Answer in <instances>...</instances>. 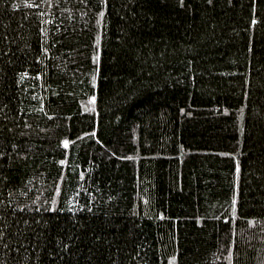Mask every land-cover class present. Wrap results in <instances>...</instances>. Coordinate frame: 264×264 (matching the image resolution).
I'll return each instance as SVG.
<instances>
[{
	"label": "trees",
	"instance_id": "obj_1",
	"mask_svg": "<svg viewBox=\"0 0 264 264\" xmlns=\"http://www.w3.org/2000/svg\"><path fill=\"white\" fill-rule=\"evenodd\" d=\"M0 264H264V0H0Z\"/></svg>",
	"mask_w": 264,
	"mask_h": 264
},
{
	"label": "snow or ice",
	"instance_id": "obj_2",
	"mask_svg": "<svg viewBox=\"0 0 264 264\" xmlns=\"http://www.w3.org/2000/svg\"><path fill=\"white\" fill-rule=\"evenodd\" d=\"M65 147H67V144H65Z\"/></svg>",
	"mask_w": 264,
	"mask_h": 264
}]
</instances>
